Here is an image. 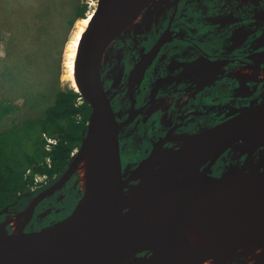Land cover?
<instances>
[{"label":"water","instance_id":"95a60500","mask_svg":"<svg viewBox=\"0 0 264 264\" xmlns=\"http://www.w3.org/2000/svg\"><path fill=\"white\" fill-rule=\"evenodd\" d=\"M156 1L98 0L74 61L75 90L91 107L83 140L57 181L33 197L14 219L0 220V264H119L120 259L145 251L151 255L144 264H155L165 251L186 243L183 219L194 197L202 204L224 205L238 216L239 223L224 251L199 252L197 258L217 257V264H227L242 248L264 242V169L258 172L264 168V159H253L243 167L229 162L222 175L211 169L216 160L231 152L258 150L263 155L264 100L176 146L167 148L164 141L158 142L133 170L124 171L122 124L101 64L109 44ZM84 159L88 160L91 186L76 208L55 224L27 230L38 204L66 186ZM131 197L135 201L127 207ZM8 213L9 206L0 210V217ZM17 220L18 229L11 231L8 225ZM66 232H71L72 239L65 251L58 248L40 255L42 235L58 241Z\"/></svg>","mask_w":264,"mask_h":264},{"label":"flooded vegetation","instance_id":"af4514ba","mask_svg":"<svg viewBox=\"0 0 264 264\" xmlns=\"http://www.w3.org/2000/svg\"><path fill=\"white\" fill-rule=\"evenodd\" d=\"M199 13L202 19L195 18ZM194 21L208 24V32H201ZM101 69L122 124L121 154L128 173L158 142L164 141L167 148L176 146L264 100V0L226 4L156 1L109 44ZM260 153L225 154L212 171L220 175L229 162L244 166L253 159H264V152ZM76 175L38 204L27 230L55 224L76 208L82 197ZM58 178L51 183L47 180L38 191ZM55 196L58 202L69 197L76 203L71 210L61 208L52 213L50 209L49 215L42 217L40 204ZM23 207L9 209L0 220L14 219ZM12 225L8 228L14 231ZM255 249L238 251L227 264H248ZM146 254L151 255L145 251L137 258Z\"/></svg>","mask_w":264,"mask_h":264},{"label":"trees","instance_id":"16d2710c","mask_svg":"<svg viewBox=\"0 0 264 264\" xmlns=\"http://www.w3.org/2000/svg\"><path fill=\"white\" fill-rule=\"evenodd\" d=\"M86 11L87 4H77L72 14L77 18L86 19L89 16V13L85 14ZM70 17L67 19L73 25V18ZM37 18L43 20L38 15ZM26 35L27 32L24 37ZM43 35L46 34L41 31L37 36L35 32H31L29 42L32 48L27 54L21 49L20 42L5 43L10 50L7 51L6 59H0V95L8 97L7 99L3 96L0 99V122L2 123L11 110L18 111L21 105L27 107V113H31L30 109H33L32 117H24L22 121L14 122L12 127L0 132V210L7 206L11 210L25 206L34 195L31 188L36 185V176H44L46 181L50 180L51 183L61 175L68 167L73 152L81 145L91 114L90 105L79 92L60 86L55 78L54 65L44 63L47 76L42 80L40 87H35L36 82H31L33 77L39 76L38 68L41 66L37 58L39 46L36 49L33 45L38 40V44L50 45L49 41H40L44 39ZM24 37L21 40L24 41ZM2 67H5L6 78H3ZM21 77L22 93L18 98H10L6 92L8 87L9 90L11 88L6 82L10 83ZM17 82L19 84V81ZM41 91L48 93H43L45 104L43 110L38 113L29 96L39 97L38 101L43 103L38 94ZM19 99L20 103L15 102ZM81 196L82 191L79 193V197ZM260 251L261 248L256 246L248 264L254 261Z\"/></svg>","mask_w":264,"mask_h":264},{"label":"rangeland","instance_id":"374dc122","mask_svg":"<svg viewBox=\"0 0 264 264\" xmlns=\"http://www.w3.org/2000/svg\"><path fill=\"white\" fill-rule=\"evenodd\" d=\"M77 4H87V11L85 14L87 15L89 13L90 16L91 12L94 11L97 6V0H0V59H6L7 51L10 50V48H7L6 46L9 41H11V43L13 44H17L20 42L21 49L25 50L24 52L27 54L32 48L29 42V36L31 32L32 34L35 32V35L37 36V34L41 31L46 35H43L44 39L40 41H49L50 45L46 46L43 44H38L39 40L35 45H33L34 47H36V49H38L37 47L39 46V53L37 54V58H39L38 62L41 63V66L38 68L39 76L37 78L33 77V79H31V82H36L35 87L41 86L43 82L42 80H44V77L47 76V71L45 70L44 63H49L54 65L56 74L55 78L58 79L60 86L62 88L70 87L75 90V85L73 84V80L70 77L71 73L67 69V44L71 38L73 30L75 29L76 22L79 19H82H78L75 14H72ZM37 15L40 18H43V20H38ZM70 16L73 18V25H71V23H69V19H67ZM64 18L65 20H63ZM195 18L202 19V14L199 13L195 16ZM61 22H63V24H61ZM192 23L194 26L198 27L201 32H208L209 30L208 24L205 25V23H199L195 21ZM26 32L27 35L26 37H24V34ZM22 37L25 38L24 41L21 40ZM15 52L16 51L13 49V53ZM1 72L4 73L3 78H6L5 67H2ZM22 77L14 79V81H11L10 83L8 81L6 82V84L11 88V90H9L8 87V91L6 92L10 98H18V96L22 93ZM17 81H19V84ZM43 93L48 92L41 91L40 93H38L42 97L43 103L38 101L39 97H34L33 95L29 96L30 99L32 98L30 101L34 107L36 106L38 113H40L44 108L45 97L43 96ZM3 96L6 95L1 94L0 99ZM15 102L20 103L21 100L19 99ZM26 110H28L27 107H24L22 105L18 111L11 110L9 115L2 121V123L0 122V132L12 127L14 122L16 123L17 121H22V118L24 117H32L33 109H30L31 113H27ZM241 167H243V165ZM86 168V164L83 163L78 171L76 184L80 187V189L82 188V174L86 171ZM225 170L226 168L223 169L221 175L225 172ZM35 180L36 185L31 188V192L34 193V195L39 194L40 191L38 190L42 186H44L43 183L46 181V178L44 176H36ZM39 182H41V184H39ZM30 199L32 200L31 197ZM75 203V198L73 199L66 197L63 202H58L56 201L55 196L46 203L44 202L45 205L43 203L40 204V206H42V213L40 214L42 215V217H46L49 215L50 209H52V213L61 208L71 210ZM44 214L47 215L43 216Z\"/></svg>","mask_w":264,"mask_h":264},{"label":"bare ground","instance_id":"6f19581e","mask_svg":"<svg viewBox=\"0 0 264 264\" xmlns=\"http://www.w3.org/2000/svg\"><path fill=\"white\" fill-rule=\"evenodd\" d=\"M93 12L94 11L91 12V15L88 18L79 19L76 22L75 29L73 30L71 38L67 44V69L71 73L70 77L73 80V84L75 85V88L77 90L78 87L74 75V61L76 57L77 47H79L80 44V39L85 31V27L92 19ZM83 163H85L87 167L88 160L84 159L81 165ZM215 164L216 162H214V164L212 165V170ZM81 165L78 167L77 172L79 171ZM208 167L209 164H206L204 166L205 169H208ZM81 181V187L85 192H88L91 186L88 167L82 174ZM261 187H264L263 181L261 182ZM134 201L135 199H132L131 197V200L129 199L127 203V207H130ZM83 204L84 197L81 201V206ZM237 221L238 216L227 209V207H225L224 205H221L217 202L212 204H202L199 199L194 197L183 219L186 243L174 246L165 251L155 264H217V257H212L210 259H199L195 254L199 252L213 253L224 251L235 235L237 224L239 225ZM19 225L20 223L18 221L14 222L12 225L13 230L18 229ZM71 239V232H66L61 237V239H58V241H53L52 238L49 237V235H42L38 242L40 255H45L47 253L55 251L58 248L65 251L70 244ZM251 246H260L262 250L261 253L254 259L255 261L251 262L250 264H264V242L253 244ZM251 246H246L241 250L247 249ZM146 258H149L147 254L140 259L137 258V255L124 257L120 259L119 264H144Z\"/></svg>","mask_w":264,"mask_h":264},{"label":"clouds","instance_id":"9594fccd","mask_svg":"<svg viewBox=\"0 0 264 264\" xmlns=\"http://www.w3.org/2000/svg\"><path fill=\"white\" fill-rule=\"evenodd\" d=\"M97 3H98V0H97ZM78 19H79V18H78ZM78 19H77V20H78ZM75 91H76V90H75ZM73 153H74V152H73ZM72 155H73V154H72ZM77 175H78V173H77ZM80 190L82 191L83 189L81 188ZM83 193H84V190H83Z\"/></svg>","mask_w":264,"mask_h":264}]
</instances>
